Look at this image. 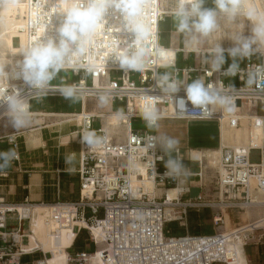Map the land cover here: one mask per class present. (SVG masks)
<instances>
[{
    "label": "built area",
    "instance_id": "built-area-1",
    "mask_svg": "<svg viewBox=\"0 0 264 264\" xmlns=\"http://www.w3.org/2000/svg\"><path fill=\"white\" fill-rule=\"evenodd\" d=\"M160 1L146 0L145 20L151 31L143 41L147 53L146 66L140 71L126 74L113 58L116 53L122 54L131 47L134 35L126 31L121 15L110 9L105 17L106 23L97 31L84 55L76 57L61 71L81 77L77 82L50 84L46 90L36 92L21 79L10 76L8 80L6 75L0 78V95L16 88L29 103L44 97H64L61 89L71 86L82 103L87 99L101 100L103 97L104 101L123 105V110L116 113L120 117V125L124 127V140L121 142L118 141L121 135L117 131L112 133L104 129L100 115L84 112L77 115L80 117L81 154L79 199L47 205L53 210L50 220L55 225L50 237L58 241L61 229L70 226L77 231L75 238L81 230L86 231L91 243L98 248L93 255L82 250L70 253L71 245L66 249L68 264H240L235 248L231 250L228 243L241 240L245 254V247L250 242L262 246L264 250V145L235 149L219 143L216 196L211 199L203 189L205 172L200 160L192 159L191 155L188 157L180 148H174L171 156L183 161L187 174L177 180L166 178L163 174L168 156L158 145L154 149L146 148L156 135L147 130L134 132L131 128L133 120H139L147 127L143 113L149 107L158 113V121L215 120L219 128L225 114L236 112L238 115L243 107H247L253 110L254 115L250 118L251 129L261 128L264 135V115L255 111L258 103L264 104V82L248 83V73L257 65H264V52L244 58L239 70L229 74L237 79L239 86L231 87L225 83L222 77L226 76L227 69L211 68L209 58L207 64L202 63L199 69L175 68L171 60L161 57L159 24L167 12L161 10ZM72 2L24 0L19 13L20 24L16 27L23 37L22 51L41 37L47 25L46 35H55V29L63 20V15L58 12ZM169 13L173 15V11ZM136 46L139 47V44ZM22 58L20 55L6 71L0 73H11ZM169 67L173 68L171 75L184 85L197 78H203L206 83H222L220 86L232 95L233 110L218 108L212 114L178 111L173 101L157 87L158 75L162 69ZM111 74L117 79H110ZM134 75H139L138 80H133ZM176 95L184 97V88L181 87ZM5 111V108H0V122L7 117ZM96 119L101 122L98 129H93ZM239 119H230L229 126L237 128ZM89 132L104 137L103 145L89 148L83 144L82 137ZM0 140L15 150L17 156L12 162H18L17 135L0 137ZM253 151L259 153L256 162L251 160ZM5 176L0 172V178ZM192 182L195 184L191 186ZM191 189H199L200 192L195 197H189ZM169 190L175 191L174 197H168ZM34 206L28 197L19 204L7 203L0 197V264H45L47 253L38 247L29 251L23 249V245L29 244L26 232L30 229L25 230L24 227L25 223L30 226ZM204 210L211 211V224L217 230L212 234L192 235L185 232L175 236L165 230L166 225L172 222L185 227L191 212L199 215ZM233 213H249L248 223L227 230L225 215L230 219ZM35 254H40L41 258L22 261L24 257ZM246 260L249 264L247 254Z\"/></svg>",
    "mask_w": 264,
    "mask_h": 264
},
{
    "label": "clouds",
    "instance_id": "clouds-1",
    "mask_svg": "<svg viewBox=\"0 0 264 264\" xmlns=\"http://www.w3.org/2000/svg\"><path fill=\"white\" fill-rule=\"evenodd\" d=\"M204 4L205 0H176L173 16L177 30L185 34L191 44L209 37L221 27L222 21L236 23L241 17L253 21L251 35L238 33L233 40L234 46L227 49L233 62L224 75L234 74L239 70V60L250 57L253 53L264 52V19H258V13L253 7L245 4L244 0H213V8H205ZM145 7L146 0H73L69 7L58 12L63 15V20L55 29V35H46L47 25L41 37L23 49V58L17 61L12 72L0 73V78L6 75L9 80L11 76L12 79L23 80L36 92L46 90L59 72L73 63L76 57L84 55L97 31L106 23L105 17L110 9L121 15L126 31L134 35L131 47L122 54L116 53L113 58L126 74L140 71L146 66L147 53L143 41L151 31L145 20ZM224 53L225 49L219 45L209 58L211 68L219 70L224 65ZM260 82H264V65H257L248 73L249 84ZM221 84L206 83L203 78H197L184 85L169 73L158 75L157 78V87L173 101L178 111L208 114H212L217 108L233 110L232 95ZM181 87L184 88L185 96L177 97ZM60 92L66 99H77V93L71 86L62 88ZM101 102H104L103 97ZM0 108L6 109L4 115L15 129L24 128L31 123L30 103L16 88L0 95ZM143 119L147 127H158V113L150 107L143 113ZM82 143L89 148L99 147L103 145L104 137L89 132L82 137ZM157 143L168 156L164 177L177 180L186 175L187 169L183 161L171 156L179 142L171 137H153L152 143L146 144V148L154 149ZM16 156L13 149L0 152V171L10 166Z\"/></svg>",
    "mask_w": 264,
    "mask_h": 264
},
{
    "label": "crops",
    "instance_id": "crops-1",
    "mask_svg": "<svg viewBox=\"0 0 264 264\" xmlns=\"http://www.w3.org/2000/svg\"><path fill=\"white\" fill-rule=\"evenodd\" d=\"M159 31V46L162 50L174 51L171 63L175 68L199 69L202 67V63L205 62L207 64L208 58H210L208 53H206L207 51H199L197 44H188L186 35L177 30L176 21L172 14H166L164 20L159 24ZM199 53H201V56H199ZM238 63L239 67H241L243 60H239ZM222 68L228 69L229 66L224 64ZM172 69L171 67L162 69L160 75L164 73L171 74ZM60 74L63 77L61 82H57L56 76L51 81V85L77 82L81 78L66 72H60ZM222 80L230 86L240 85L237 79L229 75L222 77ZM86 102L84 100L82 103L78 97L74 101L65 97H44L31 101V123L28 126L15 129L7 117L2 120L0 123V137L16 134L19 144V161L11 162L10 166L0 171L6 175L4 178H0V197L7 203L19 204L26 197L35 205H52L56 202L70 203L79 199L80 180L78 171L81 165V154L79 146L80 122L77 119V115L81 112L100 115L102 122H106L110 132L113 133L120 128H123L124 131V127L117 124L112 129L113 123L107 117H111V114L107 113H117L123 110L120 103L104 101V106L109 107V112H91L87 111ZM96 120L92 124L93 129L99 128V124L94 127ZM220 130L221 128H219V132ZM171 131L173 136L182 137V130L178 127H172ZM123 134L118 139L119 142L124 140ZM219 143L222 144L221 135ZM263 145L264 135L262 133ZM9 149L11 147L0 140V152H6ZM180 149L186 153L189 151L192 156L194 153L199 152L191 148H188L189 150ZM74 244L75 242L71 244V248H75ZM84 246L82 243L78 246L81 249L78 248L76 251H84L82 249ZM95 251L86 253L90 254ZM26 257H30L31 261H36L41 258V255L35 254Z\"/></svg>",
    "mask_w": 264,
    "mask_h": 264
},
{
    "label": "rangeland",
    "instance_id": "rangeland-1",
    "mask_svg": "<svg viewBox=\"0 0 264 264\" xmlns=\"http://www.w3.org/2000/svg\"><path fill=\"white\" fill-rule=\"evenodd\" d=\"M24 0H0V72L6 71L10 65L14 63L15 60H17L22 52V47L20 45V40L22 37L18 36V34H12V31H14V28L20 24V20L17 19L15 21V18L13 17L14 14L10 13L9 9L3 8V6H7L8 4H14V5H22ZM259 9L261 10V13L263 15L264 19V0H256ZM160 8L162 11H173L176 7V0H161L160 1ZM205 8H213V0H205L204 4ZM19 17V15H18ZM251 23L248 18L241 17L239 21L236 23L232 22H221V27L215 31L213 34H211L207 38H203L199 43H197V49L199 51H207L206 53H210L208 57H211L214 52L217 50L218 46L220 45L223 49H225V58L226 62L224 64H227V66H230L232 64V58L228 56L227 49L234 46L233 40L235 36L238 33H242L244 36H250L251 35ZM10 30V34H6V32ZM21 38V39H20ZM8 39L11 41V49L8 45ZM205 53V52H204ZM199 56H201V53H199ZM255 60H257V56H253ZM139 75H134L133 80H138ZM61 78H63L60 74V72L57 74V82H61ZM112 80H116L117 77H115L113 74L109 77ZM87 111H93V112H109V107L104 106V102H101V100H95V99H87ZM122 105V103H121ZM123 107V105H122ZM241 112L238 114V116L246 117L245 119H239L237 128H231L229 126V120L227 119L224 123V129H225V136L224 138L221 137L222 144L224 146H230V147H239V146H249L250 138L253 136H256L257 134L262 135V129H251L250 126V118H253V110H250L247 107H243ZM248 111V113H247ZM255 111L258 114L264 115V104L258 103ZM107 114H115V113H107ZM234 115V114H233ZM233 115H225V116H233ZM110 121H112L113 125L111 126L116 127L117 121L115 118L110 117L108 118ZM2 122V121H1ZM0 122V123H1ZM100 120H96V124L94 127H97L98 124H100ZM172 127H178L180 130H182V137L177 138L173 136V132L171 131ZM132 130L135 132L137 130H147L148 132L155 134L156 137H171L176 139L179 143L175 146L182 148V149H188L191 148L192 150L199 151V155L202 158V165L204 167L205 177L202 182L203 189L206 194L212 199L216 196L215 192V181H216V166L214 165V159L213 155H211L210 151L207 152L206 150H217L218 145L220 142V132H219V123L215 120H189V121H171V120H159L158 127L155 128H149L144 126L139 120H133L131 125ZM111 129V131H112ZM117 132L122 136L124 133L123 128L116 129ZM121 138V137H120ZM159 146V143H158ZM160 147V146H159ZM189 150V149H188ZM188 157L192 159L196 153L192 154L188 151ZM259 153L257 151H253L251 154V160L256 162L258 161ZM187 164H190V162H187ZM192 165H195V163H191ZM215 166V167H214ZM195 183H191V186ZM200 192L199 189H191L189 197H195ZM42 215H44L45 221L48 220V217L50 215V210L46 209V211H42ZM211 211L210 210H204L200 212L199 215L196 213L191 212L189 214L188 223L184 227L178 225L177 222H172L166 225L165 230H168L172 235H182L185 232H188L192 235H208L212 234L213 232L217 231L211 224ZM249 216L247 213H233L230 217V224L228 226L229 230H232L236 228L238 225L242 226L248 223ZM39 220L36 213L34 214V219L31 228L36 224ZM30 226H28L27 223H25V230H27ZM34 229V228H33ZM26 232V231H25ZM34 233L26 232V234H33L37 240V242L42 243V240L45 239L46 234L49 232V227L46 226V228L43 231H33ZM76 230H74V235ZM27 234V235H28ZM89 233L86 231L81 230L79 233H77L76 238H73L71 242H68L65 247V251L67 248L71 247V244L75 242V248H71L69 250L70 253L76 252L78 249V246L83 243L82 249L85 252H92L93 250H97V246L93 245L91 241L89 240ZM75 237V236H74ZM57 241L52 240L50 242V250H53L57 257L56 250L58 249ZM26 245H23L24 248ZM43 252L47 253V258H51L49 255V252L45 250L42 247H39ZM245 252L249 259V264H264V250L262 246H255L252 245L251 242L245 247ZM66 253H68L66 251ZM92 254V253H90ZM32 259L30 257H24L22 259L23 262H30ZM46 263V262H45ZM51 264V263H48ZM53 264V263H52ZM59 264V263H55ZM66 264V262L64 263ZM68 264V259H67ZM218 264V263H216Z\"/></svg>",
    "mask_w": 264,
    "mask_h": 264
},
{
    "label": "bare ground",
    "instance_id": "bare-ground-1",
    "mask_svg": "<svg viewBox=\"0 0 264 264\" xmlns=\"http://www.w3.org/2000/svg\"><path fill=\"white\" fill-rule=\"evenodd\" d=\"M245 4H247L248 6L250 7H253L256 12L258 13V19H263V15L261 13V10L259 9V6L256 2V0H244ZM22 5H14V4H8L7 6H3V8H6V9H9L10 10V13H13L14 14V18H15V21L17 19H19L18 15L20 13V9L22 8L21 7ZM165 12V11H164ZM169 13V12H167ZM253 23V21H252ZM19 25V24H18ZM17 27V26H16ZM16 27L14 28V31H12V34H18V32L16 31ZM11 31L8 30L6 32V34H10ZM18 36L22 37L21 35L18 34ZM22 45L21 47L23 46V37H22ZM190 45H194V44H191V43H188ZM8 45L11 49V41L8 39ZM173 56H174V51H170V50H162L161 52V57L165 60H172L173 59ZM218 109V108H217ZM251 110V109H250ZM225 115H229V114H225ZM224 115V118L222 120V126H221V130H220V135L222 138H224L226 132H225V129H224V123L227 119H245L246 117H243V116H238L236 115V112H234V115L231 117V116H225ZM108 118H110L109 116H107ZM111 117L115 118L116 121H117V125L118 126H122L120 125V117L118 114H112ZM79 116H77V119L79 120ZM103 126H104V129L106 131H109L110 130L107 128V125H106V122L104 121L103 123ZM222 146H224L223 144H221ZM262 147V135H259L257 134L256 136H253L252 138H250V141H249V146L248 147ZM235 149H237V147H235ZM211 155H213V159H214V165L216 166V160H217V155H218V149L217 150H212L210 151ZM196 160H200L202 162V158L201 156L199 155V153H196L194 155V157ZM214 166V167H215ZM168 197L169 198H172L175 196V191L174 190H169L168 193H167ZM46 209H49L50 210V215L48 217V220L45 221L44 219V215H42V211H46ZM52 209H51V206H47V205H35L33 207V212H32V216L30 217V225L32 226V223H33V219H34V214L36 213V215L38 216L39 220L41 221H37L36 224L31 228V233H34L33 231H43L46 226L49 227V232L46 234V237L44 240H42V243H39L37 242L35 236L33 234H28V237H29V244H27L25 247L27 248H24L23 249L25 251H29V250H33L35 249L36 247H42L44 248L45 250H47L49 253H50V257L49 259H45L44 260V263L45 264H48V263H59V264H64L66 262L67 264V259H68V254L66 253L65 251V247H66V244L68 242H71V240L73 239L74 237V230L70 227V226H67V227H63L60 231V235H59V239L57 241V246H58V249L56 250V252L58 253L57 254V257L55 255V253L53 252V250H50V242L53 240L51 237H50V231L52 229L55 228V225L51 222L50 220V216L52 214ZM35 212V213H34ZM248 216L250 215L249 213H247ZM230 224V219L228 216L225 215V228L227 230H229L228 226ZM259 226V224H257ZM34 228V230H33ZM93 232L94 229H92ZM98 244L100 243V241L97 242ZM228 246L229 248L232 250L233 248H235L237 254H238V258H239V262H241L240 264H247V260H246V254L244 252H242V242L241 240H238L237 243L236 242H233V243H228ZM244 250V249H243ZM93 255V254H92Z\"/></svg>",
    "mask_w": 264,
    "mask_h": 264
},
{
    "label": "trees",
    "instance_id": "trees-1",
    "mask_svg": "<svg viewBox=\"0 0 264 264\" xmlns=\"http://www.w3.org/2000/svg\"><path fill=\"white\" fill-rule=\"evenodd\" d=\"M75 244H76V243H75ZM75 244H74V245H75ZM80 245H81V244H80ZM78 248H79V247H78ZM79 249H81V248H79ZM245 251H246V250H245ZM247 254H249V253H247Z\"/></svg>",
    "mask_w": 264,
    "mask_h": 264
}]
</instances>
